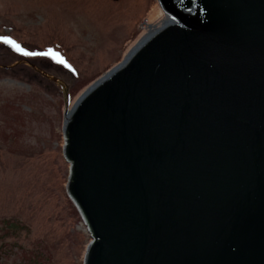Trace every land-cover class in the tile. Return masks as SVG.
<instances>
[{"label":"water","instance_id":"95a60500","mask_svg":"<svg viewBox=\"0 0 264 264\" xmlns=\"http://www.w3.org/2000/svg\"><path fill=\"white\" fill-rule=\"evenodd\" d=\"M158 2L168 20L71 107L40 71L84 264H264V0Z\"/></svg>","mask_w":264,"mask_h":264},{"label":"rangeland","instance_id":"374dc122","mask_svg":"<svg viewBox=\"0 0 264 264\" xmlns=\"http://www.w3.org/2000/svg\"><path fill=\"white\" fill-rule=\"evenodd\" d=\"M166 19L158 0H0V264H84L91 241L67 192L64 92L40 71L71 107Z\"/></svg>","mask_w":264,"mask_h":264},{"label":"snow or ice","instance_id":"6c2138e0","mask_svg":"<svg viewBox=\"0 0 264 264\" xmlns=\"http://www.w3.org/2000/svg\"><path fill=\"white\" fill-rule=\"evenodd\" d=\"M4 42H5V43H11V44H13L14 47H17V48L19 47V46L15 45V43H14L13 41L8 40L7 38L4 39ZM25 54L28 55V54H30V53H25ZM61 62H62V61H61Z\"/></svg>","mask_w":264,"mask_h":264},{"label":"bare ground","instance_id":"6f19581e","mask_svg":"<svg viewBox=\"0 0 264 264\" xmlns=\"http://www.w3.org/2000/svg\"><path fill=\"white\" fill-rule=\"evenodd\" d=\"M166 20H168V19H166ZM166 20H165L164 22H166ZM163 24H164V23H163ZM157 28H158V27H152V28H150L149 33H151V32H153V31L157 30ZM149 33H148V34H149Z\"/></svg>","mask_w":264,"mask_h":264}]
</instances>
